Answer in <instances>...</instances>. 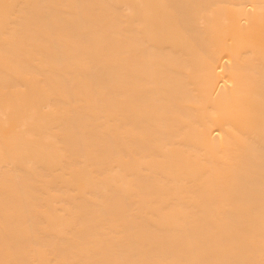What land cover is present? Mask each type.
<instances>
[{
    "label": "bare ground",
    "instance_id": "bare-ground-1",
    "mask_svg": "<svg viewBox=\"0 0 264 264\" xmlns=\"http://www.w3.org/2000/svg\"><path fill=\"white\" fill-rule=\"evenodd\" d=\"M0 264H264V0H0Z\"/></svg>",
    "mask_w": 264,
    "mask_h": 264
}]
</instances>
